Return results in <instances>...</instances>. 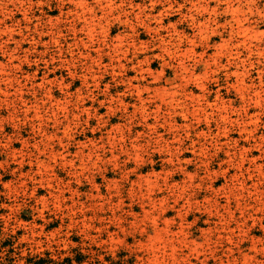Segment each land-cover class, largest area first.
I'll return each instance as SVG.
<instances>
[{
    "label": "rangeland",
    "instance_id": "obj_1",
    "mask_svg": "<svg viewBox=\"0 0 264 264\" xmlns=\"http://www.w3.org/2000/svg\"><path fill=\"white\" fill-rule=\"evenodd\" d=\"M0 264H264V0H0Z\"/></svg>",
    "mask_w": 264,
    "mask_h": 264
}]
</instances>
